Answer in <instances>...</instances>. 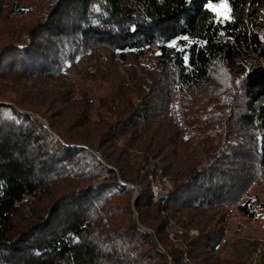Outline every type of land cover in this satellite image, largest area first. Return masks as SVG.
I'll use <instances>...</instances> for the list:
<instances>
[{"label": "trees", "instance_id": "obj_1", "mask_svg": "<svg viewBox=\"0 0 264 264\" xmlns=\"http://www.w3.org/2000/svg\"><path fill=\"white\" fill-rule=\"evenodd\" d=\"M0 9L10 28L0 30V264H264V226L255 237L229 226L231 207L264 213V197L248 195L264 170V0ZM228 67L245 72L234 95L243 108L212 119L205 103ZM88 124L91 141L76 131ZM162 177L172 187L154 202ZM153 215L164 217L155 234ZM171 219L184 231L176 241Z\"/></svg>", "mask_w": 264, "mask_h": 264}, {"label": "rangeland", "instance_id": "obj_2", "mask_svg": "<svg viewBox=\"0 0 264 264\" xmlns=\"http://www.w3.org/2000/svg\"><path fill=\"white\" fill-rule=\"evenodd\" d=\"M38 1H41V0H38ZM218 9H219V12L221 14L227 12V9L224 8L222 6V4L218 5ZM0 11H1V9H0ZM2 15H4V13ZM27 17H29V16H27ZM258 18H259L258 19L259 25L263 29L261 36H264V14L261 13ZM7 26H8V24L2 25L0 22V30H3V31L4 30L5 31L10 30V28H7ZM222 70H223V72H222L223 75L220 73V76L218 78V82L215 83V85H214L216 97L211 96L205 103V108L210 110L209 111L210 113H207L206 115H210L212 117V119L216 118V119L222 120V119H226V118L236 117V114L238 112V108H236V105L240 104L241 105L240 107H242L241 97H240L241 95L238 96L239 97L238 100L234 95H236V92L238 90L237 80L240 81L241 79H243L245 72H241L240 70L236 69L235 67H231V68L228 67V70H225V69H222ZM44 79L46 81H49V83H50V85H52V87L60 89L61 91L67 92L66 90L69 89L65 86L66 84H64L62 82L63 80H59V78L44 76ZM88 82L91 83L92 88H94L97 85V81H93V80L89 79ZM29 84L32 85L33 83L29 82ZM61 84L64 86H62ZM106 91H107L106 88H99V89L95 90L96 93H105ZM69 93H71V90H69ZM93 94H94V92H93ZM50 98H53V97H50ZM40 99H41V101H43L45 99V96L41 97ZM49 101H50V99H49ZM5 102L12 103L11 101H5ZM66 104L68 105L69 103L66 102ZM48 105H49V102H47V107H48ZM57 105L60 106L61 108L65 107L64 104H61V102H57ZM216 114L218 116H216ZM36 116L41 121H44V122L46 121L41 115L37 114ZM204 118H207V116H204ZM209 119L210 118H208L207 120H209ZM204 120H206V119H204ZM76 131H78L77 133H79L83 138L85 137L87 140L91 141L95 137L98 129H96L94 126L88 124L84 127L78 128ZM261 132L264 133V130L262 129ZM56 136H57L56 137L57 139H60L57 134H56ZM51 137H54L52 135V133H51ZM261 137H264V135H261ZM114 151H115V156L117 157L119 155L120 151L116 150V148L114 149ZM129 153H130L129 156H134L135 154L139 155L138 154L139 152L137 150H130ZM140 155H141V152H140ZM139 167L141 168L142 166L139 165ZM140 172L142 173V171H140ZM261 174H262L261 182L258 184H254V186L251 188V190L248 193L249 197H255V196L257 197V195L260 198L264 197V170L261 172ZM132 187H133V192H134V196H133V199H134L135 197H137L139 195L140 185H133ZM171 187H172V183H171V180L169 177H162V178H159L158 181L153 182L152 183V191H153V195H154V202H158L159 200H161V197L165 198L166 195L162 196L160 194L166 193V190L168 188H171ZM162 189H164L163 192L161 191ZM162 202L164 203L165 199L162 200ZM259 212H260V210H259ZM151 213L156 215L155 210H151ZM231 214L233 215V217L231 218V220L229 222L230 223L229 224L230 229L232 230V233L234 231H236L237 229H239L241 231L240 237L241 236H243V237L258 236L260 233V229L264 226V213L263 212L259 213V219H257L256 221L255 220H249V219L245 218L244 216H242L241 214L238 213V211L236 210L235 207H231ZM155 215H153L154 218H155ZM161 215H164V214H161ZM179 215H180L179 213L176 214L177 217H179ZM134 217L136 220H138V212L137 211H135ZM162 218H164V217H161L159 219L155 218V220H150L147 223L151 227H148V228L146 227L145 229L148 232L155 234L154 230L152 229V226L156 227L160 223V221H161L160 219H162ZM169 229H170V238L169 239H171L172 241L173 240L176 241L175 234H181L184 232L180 226L178 227L176 225L174 219H171V222L169 224ZM193 232L196 233V231H193ZM232 233H229V237L232 236ZM222 257H225L226 259L231 260V256H230L229 251H227L225 254H223ZM170 264H172V263L170 262Z\"/></svg>", "mask_w": 264, "mask_h": 264}, {"label": "bare ground", "instance_id": "obj_3", "mask_svg": "<svg viewBox=\"0 0 264 264\" xmlns=\"http://www.w3.org/2000/svg\"><path fill=\"white\" fill-rule=\"evenodd\" d=\"M52 135H53L54 137H57L56 134H55L54 132H52Z\"/></svg>", "mask_w": 264, "mask_h": 264}, {"label": "snow or ice", "instance_id": "obj_4", "mask_svg": "<svg viewBox=\"0 0 264 264\" xmlns=\"http://www.w3.org/2000/svg\"><path fill=\"white\" fill-rule=\"evenodd\" d=\"M226 7V6H225Z\"/></svg>", "mask_w": 264, "mask_h": 264}, {"label": "water", "instance_id": "obj_5", "mask_svg": "<svg viewBox=\"0 0 264 264\" xmlns=\"http://www.w3.org/2000/svg\"><path fill=\"white\" fill-rule=\"evenodd\" d=\"M48 126V125H47Z\"/></svg>", "mask_w": 264, "mask_h": 264}]
</instances>
